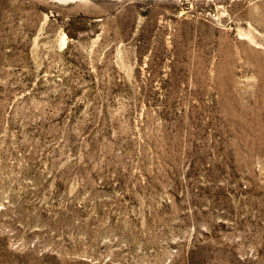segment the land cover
Listing matches in <instances>:
<instances>
[{
    "label": "rangeland",
    "instance_id": "obj_1",
    "mask_svg": "<svg viewBox=\"0 0 264 264\" xmlns=\"http://www.w3.org/2000/svg\"><path fill=\"white\" fill-rule=\"evenodd\" d=\"M0 264H264V0H0Z\"/></svg>",
    "mask_w": 264,
    "mask_h": 264
},
{
    "label": "bare ground",
    "instance_id": "obj_2",
    "mask_svg": "<svg viewBox=\"0 0 264 264\" xmlns=\"http://www.w3.org/2000/svg\"><path fill=\"white\" fill-rule=\"evenodd\" d=\"M54 1H57V0H54ZM58 1H65V0H58Z\"/></svg>",
    "mask_w": 264,
    "mask_h": 264
}]
</instances>
